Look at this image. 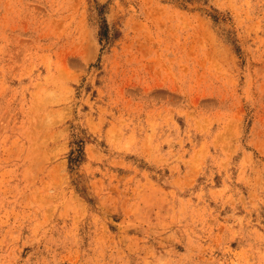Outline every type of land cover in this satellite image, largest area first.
Instances as JSON below:
<instances>
[{
    "label": "rangeland",
    "instance_id": "1",
    "mask_svg": "<svg viewBox=\"0 0 264 264\" xmlns=\"http://www.w3.org/2000/svg\"><path fill=\"white\" fill-rule=\"evenodd\" d=\"M0 264H264V0H0Z\"/></svg>",
    "mask_w": 264,
    "mask_h": 264
},
{
    "label": "trees",
    "instance_id": "2",
    "mask_svg": "<svg viewBox=\"0 0 264 264\" xmlns=\"http://www.w3.org/2000/svg\"><path fill=\"white\" fill-rule=\"evenodd\" d=\"M106 33V32H105ZM105 33H103L102 35H104Z\"/></svg>",
    "mask_w": 264,
    "mask_h": 264
}]
</instances>
